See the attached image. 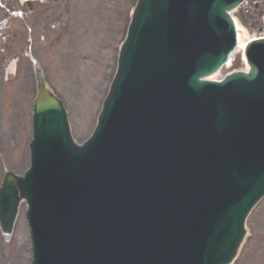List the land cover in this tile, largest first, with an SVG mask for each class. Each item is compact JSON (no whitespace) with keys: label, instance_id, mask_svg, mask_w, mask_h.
Instances as JSON below:
<instances>
[{"label":"water","instance_id":"1","mask_svg":"<svg viewBox=\"0 0 264 264\" xmlns=\"http://www.w3.org/2000/svg\"><path fill=\"white\" fill-rule=\"evenodd\" d=\"M242 2L137 0L94 132L81 144L32 61L31 169L23 179L6 174L0 229L8 240L4 217L26 202L33 264H107L109 235L132 214L155 233L138 264L236 257L243 221L264 196V41L248 51V75L205 78L235 49L229 12ZM117 258L125 264L126 253Z\"/></svg>","mask_w":264,"mask_h":264},{"label":"rangeland","instance_id":"2","mask_svg":"<svg viewBox=\"0 0 264 264\" xmlns=\"http://www.w3.org/2000/svg\"><path fill=\"white\" fill-rule=\"evenodd\" d=\"M42 1H36L34 12L29 14L20 0H0V183L5 169L22 175L29 166L35 87L27 47H31L50 85L64 100L73 138L82 142L94 129L102 93L109 85L103 74L115 68L125 23L134 3V0ZM235 16L249 35H261L264 0H248ZM246 21L250 24L246 25ZM13 61L15 76L5 73ZM244 67L235 55L233 67L225 69L222 75ZM247 228L249 240L236 264H264V239L253 245L256 230L264 233V200L248 218ZM30 260L22 206L10 243H5L0 234V264H30Z\"/></svg>","mask_w":264,"mask_h":264},{"label":"bare ground","instance_id":"3","mask_svg":"<svg viewBox=\"0 0 264 264\" xmlns=\"http://www.w3.org/2000/svg\"><path fill=\"white\" fill-rule=\"evenodd\" d=\"M22 1H27V0H22ZM234 21H235V25H236V28L238 31V36H237L238 46H237L236 52L242 54L244 47H245V45L249 39L261 37L262 35H260V36L253 35V36L247 37V31L240 26L239 22L236 19H234ZM88 48H89V46L84 47L83 51H84V49H88ZM229 66H230V63L226 65V67H229ZM73 71L77 72L76 70H73ZM13 73H14V63H11L10 67L8 68V74L12 75ZM210 79L211 80H218V81L220 80L219 76L218 77L213 76ZM258 233H259V231H258Z\"/></svg>","mask_w":264,"mask_h":264}]
</instances>
